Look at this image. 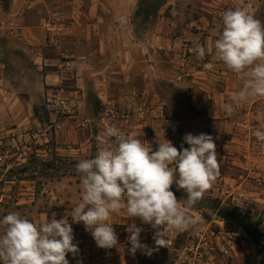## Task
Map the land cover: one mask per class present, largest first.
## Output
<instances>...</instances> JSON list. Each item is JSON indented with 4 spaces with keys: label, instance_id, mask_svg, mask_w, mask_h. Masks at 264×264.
<instances>
[{
    "label": "rangeland",
    "instance_id": "rangeland-1",
    "mask_svg": "<svg viewBox=\"0 0 264 264\" xmlns=\"http://www.w3.org/2000/svg\"><path fill=\"white\" fill-rule=\"evenodd\" d=\"M140 2L8 0L5 6L0 0V60L12 73L19 72L15 82L24 97L33 98L35 116L41 123L0 133V220L18 212L39 224L52 217L51 210H64L55 215L64 218L81 200L75 165L95 156L97 137L108 126L147 141L153 150L164 138L178 149L182 144L189 147L183 141L185 134L204 133L216 143L221 174L189 210L198 218L197 224L184 232H171L167 247L150 256L143 251L132 255L122 243L113 249V256L134 257L138 264H260L257 244L246 230L257 229L264 235V147L254 136V131L264 126V104L258 106L250 99L241 107L234 105L231 116L222 109L216 115L201 109L196 95L186 87L192 78L173 63L170 47L171 39L179 38L184 49L197 34L210 38L212 45L222 27L221 13L228 9L243 8L264 22V0H163L157 11L153 8L157 0H145L141 6ZM94 16L101 18L96 29L92 26ZM23 26L32 27V41L21 40L15 33ZM94 31L99 35L93 36ZM88 33L92 35L86 39ZM155 33L164 35L165 44L170 45L160 51L161 63L150 66L147 79H141V69H137L128 80L113 58L104 61L101 57L102 40L106 45L126 46L143 57V45L152 44ZM25 46L37 50L65 46L71 54L63 57L64 61H74L73 56L85 50L102 73L95 77L93 69H86L87 77L79 82L74 64L68 79L56 87L46 86L43 75L50 70L38 65L31 68L28 60L17 55ZM153 50L149 47L146 52ZM193 55L187 53L186 58ZM241 76L236 92L245 79ZM50 93L66 101L69 109L49 111ZM234 95H229L230 100ZM59 145L65 155H57ZM170 190L178 200L186 199L185 192L175 185ZM114 215L118 221L111 223L118 238L128 237L126 227L133 221L123 211ZM67 219L72 223L70 216ZM134 222L138 227L142 224L139 219ZM72 227L79 253L76 257L68 254L67 259L78 264L92 236L83 224L72 223Z\"/></svg>",
    "mask_w": 264,
    "mask_h": 264
},
{
    "label": "clouds",
    "instance_id": "clouds-1",
    "mask_svg": "<svg viewBox=\"0 0 264 264\" xmlns=\"http://www.w3.org/2000/svg\"><path fill=\"white\" fill-rule=\"evenodd\" d=\"M221 20V30L211 48L197 42L192 51L201 61L211 53L228 70L245 77L232 97L233 103L220 106L231 116L234 105L241 107L250 99H264V22L243 8L224 11ZM213 67L211 62L203 64L205 70ZM254 136L264 147V126L257 128ZM183 141L189 147L182 144L178 149L164 138L153 150L147 141L125 134L115 125L106 127L97 137L95 156L80 159L75 165L81 200L70 213L61 219L53 214L39 224L18 212L0 220V264H70L68 254L76 257L79 253L72 223L83 224L97 247H119L110 221L113 214L122 211L133 221L126 227L132 255L141 250L150 256L158 248L167 247L171 232H184L197 224L198 218L189 210L221 174L211 135L187 133ZM173 185L185 192L186 199H177L170 190ZM135 219L154 230L155 249L141 243L143 229Z\"/></svg>",
    "mask_w": 264,
    "mask_h": 264
},
{
    "label": "crops",
    "instance_id": "crops-1",
    "mask_svg": "<svg viewBox=\"0 0 264 264\" xmlns=\"http://www.w3.org/2000/svg\"><path fill=\"white\" fill-rule=\"evenodd\" d=\"M93 29L98 27L99 22L101 21L100 17H93ZM54 31V29H52ZM32 27H19L15 29V33L19 36L21 40L23 39H32ZM72 34H74V31ZM54 35V34H53ZM92 33H88L86 39H88ZM94 35H99L96 31L93 32ZM128 35V34H127ZM131 35V34H130ZM55 36V35H54ZM92 36V37H93ZM101 39V38H100ZM171 39V38H170ZM192 45L190 48L193 49L195 43H200L207 48H211L210 38H202L201 34L193 35L191 37ZM32 41V40H31ZM172 45L170 49L174 52V61L173 63L177 68H181L184 71L187 70V73L184 74L188 77H191L189 83L186 84L190 90L196 95V103L201 108H207L210 114H217L220 109V106L225 103H232L229 95H234L236 90L239 88L237 86L241 75H237L230 70H228L225 65L216 60L214 56L209 53L206 55L204 60H197L195 53L192 57L186 58V53L183 48H181V42L179 38L171 39ZM79 43V42H78ZM165 37L161 33H155L152 44L143 45L144 56L135 55L133 49L127 48L126 46H116L114 47L113 42L105 44L101 41L100 53L102 59L106 61L107 58H113L118 66H121L122 70L125 72L126 79H132L134 72L137 69H141V79H147L149 74V68L157 66L159 67V56L160 51L166 49V46L170 44H165ZM106 45V46H105ZM150 45V46H149ZM149 47H152L154 50L148 54ZM22 50L17 51L19 58H25L24 60L29 62L31 68L32 65H38L41 69H48L44 76V81L46 86L56 87L62 81L68 79L71 72L69 68L75 67L78 68V78L79 82L85 80L86 69H93L95 71L94 76L98 77V74H101L102 69H98L97 61L93 60L90 57V53L85 50L82 52H77L74 61H64L63 57H70L71 51L66 49L65 46L60 47H47V49H35L30 47H21ZM114 51L117 52L114 54ZM23 56V57H22ZM140 56V57H139ZM155 56L157 58L155 59ZM150 61H154L155 64H151ZM213 63L214 67L211 71L205 70L203 68L204 63ZM73 65V66H72ZM115 66V65H114ZM145 66V67H144ZM181 66V67H180ZM92 72V70H90ZM24 73V72H20ZM27 75H32L31 72H26ZM15 74L18 76L19 72L12 73L7 68V64L4 61L0 60V133L7 132L12 130L13 127L23 128L24 130L31 127L33 124H41L40 121L35 116V102L32 97H24L21 94V86L17 85L15 80ZM25 74V73H24ZM20 77V75L18 76ZM181 80V77H179ZM30 96V94H29ZM254 103L264 104V99H255ZM223 110V109H222ZM59 130L62 129L60 125L58 126ZM60 133V132H58ZM27 139V137H26ZM62 145V144H61ZM56 151H59L57 155H65L66 151L62 146L56 147ZM74 187V186H73ZM67 213L70 211H66ZM64 213V210L56 211L51 210V215H59ZM118 221V217L113 214L111 221ZM91 237V234H90ZM87 245L83 247L85 251ZM97 248V246H93ZM77 261V260H76ZM134 257H125L120 258L118 255L115 257L112 256L109 259H99L92 262H83L80 258L78 264H138Z\"/></svg>",
    "mask_w": 264,
    "mask_h": 264
},
{
    "label": "built area",
    "instance_id": "built-area-1",
    "mask_svg": "<svg viewBox=\"0 0 264 264\" xmlns=\"http://www.w3.org/2000/svg\"><path fill=\"white\" fill-rule=\"evenodd\" d=\"M185 53H192V49L190 46L185 45L184 46ZM70 106H68V103L64 101L60 96L50 93L48 94L47 98V108L49 111H53L55 108H64V109H69ZM140 227L143 229L141 232L140 240L141 243L147 244L150 248H156V245L153 241V234L154 230L151 228L150 225L146 224H141ZM169 239V236L167 237V240ZM119 244L122 243L123 246L125 247L126 251L129 252V249L131 247L130 243L127 240L126 236H121L119 237ZM169 243V240H168ZM97 246L93 238L91 237L88 241L87 248L84 251V254L82 255V261L83 262H92V261H97V260H105L111 258L113 254V249H102V248H93V246ZM117 248V247H116ZM142 252L141 250H138V252Z\"/></svg>",
    "mask_w": 264,
    "mask_h": 264
},
{
    "label": "trees",
    "instance_id": "trees-1",
    "mask_svg": "<svg viewBox=\"0 0 264 264\" xmlns=\"http://www.w3.org/2000/svg\"><path fill=\"white\" fill-rule=\"evenodd\" d=\"M3 3L5 2V6L8 3V0H1ZM145 0H141L140 6L142 2ZM163 5V0H157V2L153 3V8L155 11H157L161 6ZM140 9V8H139ZM258 225L260 224L259 222L257 223ZM247 234L255 240V243L257 244V255L260 260V264H264V235L259 232L257 229H253L251 231L250 229H247Z\"/></svg>",
    "mask_w": 264,
    "mask_h": 264
}]
</instances>
